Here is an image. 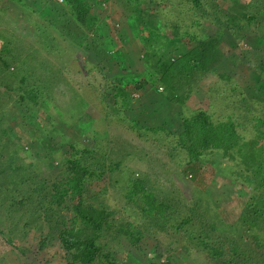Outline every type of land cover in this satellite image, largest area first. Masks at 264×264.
<instances>
[{
  "label": "trees",
  "instance_id": "obj_1",
  "mask_svg": "<svg viewBox=\"0 0 264 264\" xmlns=\"http://www.w3.org/2000/svg\"><path fill=\"white\" fill-rule=\"evenodd\" d=\"M48 1L51 5L36 0L29 6L17 0L30 9L29 18L36 13L35 6L46 12L42 14L45 23H40L36 33L40 39L34 42L38 41V49L50 58L39 59L34 48L29 52L32 62L26 66V59L12 40L0 36V153L6 155L3 146L7 145L17 156L20 147L14 136L22 132L36 145L32 146L36 160L43 161L40 165L22 158L23 173L19 161L11 162L9 155L0 159V170L9 168L6 174L0 171V246L8 252L3 253L0 247V262L8 263L10 254L11 264H143V257L131 251L122 249L119 253L114 242H126L141 250L144 233L156 238L161 231L169 236L173 231L187 235L192 250L204 255L206 264H264V142L260 140L264 135V85H258L264 83V48L250 35L251 27L257 26L255 17L264 14V0H234V6L223 11L219 10L223 0H166L167 4L157 3L152 10L155 16L159 14L160 26L143 25L150 12L139 7L141 0H124L125 12L133 19L130 23L137 26L142 39L155 34L171 36L174 49L184 51L172 60L164 54L155 55L154 60L148 44L139 46L134 53L141 68L123 72L110 71L102 56L84 52L87 33L100 30L101 35L105 33L103 37L112 35L110 25L105 23L108 18L93 11V0ZM205 21L209 26L204 25ZM74 25L80 33L70 40V46L82 54L61 66L51 62L55 58L52 53L57 51V44L51 41L57 43L58 37L69 41ZM43 37L48 39L44 44H52L50 48L54 49L40 46ZM117 40L112 39L115 43ZM227 42L236 51L224 53ZM125 58L131 60L130 56ZM246 64L257 77L243 87L241 80L246 74L241 72L239 79L234 75L238 66ZM94 65L97 69L92 71ZM215 70L220 71L219 79L205 90L208 102L204 106L191 101L190 105L192 86ZM78 72H83L85 87L80 80L76 82L85 94L97 100L109 95L113 99L103 118L121 122L126 130L149 141L147 145L156 157L148 156L146 166L152 169L155 165L156 171L163 174L166 167L169 170L175 165L195 186L192 196L187 197L173 183L172 189H159L145 174L112 160L108 156L117 152L114 143L109 138L100 139L94 132L95 124L90 129L93 132L78 130L75 137L56 138L49 106L55 100V89L68 75ZM163 78L169 83L171 99L160 93L156 96L158 103L150 112L159 111L157 124H146L136 114L126 117L124 109L132 102L131 93L148 94L146 98L154 103L151 96L157 94L156 88L165 89ZM85 105L84 98L74 93L66 106L58 108L59 120L69 123L77 121L78 114L88 117L83 111ZM41 112L45 119L37 116ZM12 115L20 120L15 126ZM65 145L72 155L63 150ZM57 152L61 154L56 165L53 154ZM232 152L244 159L246 167L261 169L259 180L252 187H244L242 193L231 187L234 179L230 175L223 176L229 181L223 187L212 182L217 174L215 158L219 163H233ZM232 190L240 196L234 219L220 211L223 198H229ZM197 191L206 193L207 198ZM126 206H134L141 221L127 219L122 211Z\"/></svg>",
  "mask_w": 264,
  "mask_h": 264
},
{
  "label": "rangeland",
  "instance_id": "obj_2",
  "mask_svg": "<svg viewBox=\"0 0 264 264\" xmlns=\"http://www.w3.org/2000/svg\"><path fill=\"white\" fill-rule=\"evenodd\" d=\"M23 0L24 3L28 2L27 5H32V3L36 0ZM47 5H51L48 0ZM58 1V0H57ZM59 2V1H58ZM142 5L139 7L142 8V6L146 7L147 11L150 12V16L144 18L145 23L144 26H148L147 24H155L157 23L160 26L159 21V14L157 13V16L153 13V7L157 3H161V5L167 4L166 0H141ZM224 2V3H223ZM222 4L220 5L219 10L223 11L224 8L234 6V0H223ZM41 3V2H39ZM37 3L36 5H40ZM63 3V2H60ZM144 3V4H143ZM129 3L128 5H130ZM54 5V2H53ZM52 5V6H53ZM93 11H95L97 14L100 15V17H107L108 22H105L106 24L110 25V29L112 32V35L110 37H103L105 33L103 32V35L100 34V30L96 32L95 30H92V32L87 33L85 37V41L87 44L86 50L84 52H88L91 55L95 56H102V59H106L109 64V69L112 71V69L115 71L123 72L126 70L134 69V68H141V64L139 62V59L136 58V53H134V50H136L139 46H146L147 44L151 47V52L154 54L151 55V58L155 60V55L164 54L163 57H168L170 60H172L175 57H178L181 55V53L184 51V48H179L178 50L174 49L173 40H171V36H168V38H165L164 36H157L156 34L154 37H151L149 39H142V34L139 35L137 31V26L135 24H131L130 20H133L132 17H128L127 13L125 12V4L124 0H93ZM137 6V5H135ZM36 13L31 14V18H29V8L23 7V5L17 0H0V36L8 38L12 40V43H14L15 46L19 49V51L22 53V57L25 58V64L30 65V62H32V58L29 56V52L32 51V49H36L37 53L36 56L41 58H47L50 56L45 54V52L41 51L43 49H38L36 46L35 39L40 37L36 35V33L39 34V25L40 23H45L43 20L42 14L46 13L43 10V7L36 8ZM230 9V8H229ZM62 12H65L64 8L61 9ZM22 11H25V13H22ZM48 12V11H47ZM49 14V12H48ZM47 15V14H46ZM44 16V15H43ZM255 21L257 26L255 28L250 29V35L253 39V42L255 44H258L259 47L264 48V14L262 12L258 13L255 17ZM132 22V21H131ZM137 22V21H136ZM135 22V23H136ZM209 26V22L205 21L204 25ZM211 26V25H210ZM75 29H70V34L68 35V40L65 41L62 40L60 37L57 38V41L55 40L54 43L51 41L52 44H57L56 48L57 51L52 53V55H55V58L52 57L50 60L51 62H56L60 66L63 65L65 62H68L71 60L72 57H75V55L80 56L81 50L72 48L73 46H70V42L74 40L77 34L80 33V30L74 25ZM94 29V28H93ZM97 33V34H95ZM42 35V34H40ZM53 35L58 36L55 32H53ZM148 36V35H147ZM102 39V40H101ZM112 39H118L117 43L113 42ZM37 40V39H36ZM62 40V41H61ZM71 40V41H70ZM109 40V41H108ZM42 42L39 41L40 46L46 45L49 49L50 44H44L48 41V39H45L44 37L41 39ZM106 41V42H105ZM182 43V42H181ZM38 45V44H37ZM44 47V46H43ZM39 50V51H38ZM236 51V48H234L233 45H229V43H224L223 46V52L226 54H230L231 52ZM237 53V52H235ZM130 56L131 60H126L125 57ZM122 57V59H121ZM62 58V59H61ZM31 59V60H30ZM109 60V61H108ZM115 60H122V64L115 63ZM164 61V60H163ZM178 61V59H177ZM176 61V62H177ZM29 62V63H28ZM165 62V61H164ZM174 63V65L176 64ZM237 63V62H235ZM56 65V67H58ZM97 68L94 65L92 67V71H95ZM245 73L246 77L241 80L242 85L246 86L247 81L250 80V82L254 83L256 81V75L250 70V67L248 64L244 65L242 68L238 66V69L234 75V79H239L240 73ZM83 72L75 73L74 75L70 76L68 75L66 78V81L61 82V84L58 86V88L55 89V100L53 103H50L49 106V113L50 114V120L52 121V125L56 128V133L58 136H56L57 139H60V137H63L64 135H71L75 137L78 130L81 131H90L92 124H95V133L99 134L100 139L109 138L112 140L113 145L115 146V149L117 152L113 153L112 155L109 152H106V155L110 154V157L112 160H119L122 165H126L128 168H131L134 171H137L138 173L145 174L150 183L154 184V186L164 189H172V183L180 186L184 192L186 193V196H192L194 185L190 184V182L185 178V175L183 173H179L178 167L171 166L172 168L167 170L166 167L164 170V173L161 174L158 173L159 171H156L155 165L151 169L150 167L146 166V161L148 156L154 158V150L152 148H149V141H145L144 138H140L136 136V133L130 130H126L125 126L121 124V122H117L115 120H110L109 118H103V113L105 112V108L107 106H110L113 102V99L111 96H107L105 100H97L94 96H89L88 94H85V92L81 89V87H78V81L76 82V79L80 80L81 83L85 84L84 82V76L82 74ZM216 73V74H215ZM219 73L220 71H211L205 76H202L198 79L195 85L192 86V95L190 101L188 100L189 104L191 105L192 102L195 104L199 103V105H204L206 102H208L205 90L206 88L212 86L218 79H219ZM112 74V73H111ZM116 74H113L111 76H114ZM175 75L172 73V76ZM115 76L114 78H116ZM119 78V77H118ZM264 78V77H263ZM75 80V81H74ZM163 82L165 84V89H159L156 88L157 94L155 96H151L152 99H155L152 103L149 98H146V96L143 94H140L138 91H133L131 93L130 97H133L131 100L132 102L130 105L124 109V113L126 117H132V115L136 114V117H141L143 119V122H146V124L149 125H156L159 116V111H154L153 113L150 112L152 107H154L153 104H157L158 101L157 97L158 93L163 95L165 99H171L170 95V88H168V81L163 78ZM187 84V83H186ZM258 85L262 86L264 85L263 82L259 83ZM85 87V86H84ZM154 87V86H153ZM59 89L62 90V93L59 94ZM74 93H78L81 97L84 98L86 105L83 108L84 113L88 115V117L84 115L78 114V120L74 122L67 123V121L59 120L60 116L57 113V110L60 106H66L70 102V98ZM192 101V102H191ZM194 104V105H195ZM55 108H54V106ZM53 106V108H52ZM168 106V104L166 105ZM205 106V105H204ZM57 108V109H56ZM142 111L144 117L141 115ZM150 112V113H149ZM153 116L151 118L149 115ZM42 114V115H41ZM37 113V116L40 120L45 119L42 117L44 115V112ZM58 114V115H57ZM12 124L15 126L19 123V119L15 116H11ZM58 118V119H57ZM101 118V120H100ZM139 119L142 121V119ZM146 118V119H145ZM39 120V122H40ZM6 123L9 122V119L5 120ZM142 122V123H143ZM97 129V130H96ZM90 131V132H93ZM12 133V131H11ZM14 133V132H13ZM17 134L14 136V139L19 143L20 150L17 154V156L14 153V149L11 147H7V145H4L3 148L6 150V155L10 156L9 160L11 162L19 161V164H23L22 167H18L21 172H25L24 162H22V158L25 159L27 162H34L37 158L32 152V146L34 145L33 140H26L22 136V132H16ZM26 137V136H25ZM166 137V136H165ZM169 136L166 137L168 140ZM260 140L264 142V135L260 137ZM103 141V140H101ZM83 143H86L82 140ZM106 141H103V144H106ZM2 146V145H1ZM36 146V145H34ZM63 150L69 153V155H72L73 153L68 148L67 145L63 147ZM43 153L42 151H40ZM71 152V153H70ZM153 152V153H152ZM64 153V152H63ZM61 154L60 152L54 153L53 155L57 158ZM4 153H0V159L6 157ZM160 157V155H157V157ZM156 157V156H155ZM213 157H215L213 155ZM231 158L234 160L233 163H219V161L216 159L214 168L217 170V174L215 175V181L214 178H212V182H217V186L223 187L225 184L223 183H229V181L223 177L224 175H230L233 177V181L231 180V187L234 189H240L241 193L244 192V187L247 186H254L256 181L259 180V176H261V169H253L249 166L246 167L244 164V159L237 153L232 152ZM23 159V160H24ZM21 160V161H20ZM22 162V163H20ZM38 164H43V161H37ZM57 160L54 161V164L57 165ZM165 167V166H164ZM247 170V171H244ZM253 169V171L251 170ZM9 170V168H4L0 171H4V174ZM250 170V171H249ZM255 170V171H254ZM11 173V172H9ZM215 174V171H214ZM223 174V175H222ZM8 178L13 177L12 174L6 175ZM151 179V180H150ZM230 187V188H231ZM227 188V187H226ZM233 191V190H232ZM198 192V191H197ZM198 195L201 197L207 198V194L204 192H198ZM239 197L236 194L230 195V197L223 198L227 201L224 202V200L221 202L224 204L220 211L222 212L223 216H231V219L235 218V215L238 214V205H239ZM120 203H122L120 201ZM228 206V207H224ZM226 209V210H225ZM122 210V209H121ZM135 207H128L126 206L125 210H122L124 214L126 215L127 219L137 221H141L139 212H135ZM1 211V209H0ZM122 213L118 214V217H122ZM138 216V217H137ZM124 220V219H123ZM3 217L0 215V225H2ZM168 233V232H167ZM166 232L161 231L157 235H155L156 238H153L152 235L144 233V236L141 238L139 246L141 250H135L133 246L129 245L126 242L117 243L114 242L115 248L118 249L119 253H122V249L127 250L128 252H133L139 257H143V264H162L164 262H170L171 264H206L204 261V255H201L199 252L195 253L196 251L192 250L191 243L188 241V236L183 233H174L173 231H170L172 234L169 236ZM31 235V234H30ZM1 239V237H0ZM4 243V242H3ZM1 249L4 247L0 246ZM5 254H8L7 250L4 248ZM11 257L9 254L8 263L5 264H11ZM3 262H5L3 260ZM3 262H0L2 264ZM13 262V261H12Z\"/></svg>",
  "mask_w": 264,
  "mask_h": 264
},
{
  "label": "built area",
  "instance_id": "obj_3",
  "mask_svg": "<svg viewBox=\"0 0 264 264\" xmlns=\"http://www.w3.org/2000/svg\"><path fill=\"white\" fill-rule=\"evenodd\" d=\"M159 89H161V87H159Z\"/></svg>",
  "mask_w": 264,
  "mask_h": 264
},
{
  "label": "clouds",
  "instance_id": "obj_4",
  "mask_svg": "<svg viewBox=\"0 0 264 264\" xmlns=\"http://www.w3.org/2000/svg\"><path fill=\"white\" fill-rule=\"evenodd\" d=\"M162 88V87H161Z\"/></svg>",
  "mask_w": 264,
  "mask_h": 264
}]
</instances>
